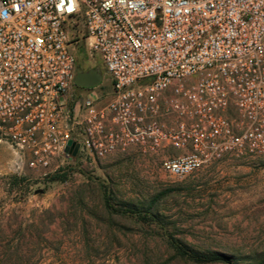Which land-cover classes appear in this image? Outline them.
<instances>
[{"label":"built area","instance_id":"2783aa9c","mask_svg":"<svg viewBox=\"0 0 264 264\" xmlns=\"http://www.w3.org/2000/svg\"><path fill=\"white\" fill-rule=\"evenodd\" d=\"M82 42L107 98L74 82ZM2 140L38 172L135 153L185 178L264 158V0H0Z\"/></svg>","mask_w":264,"mask_h":264},{"label":"rangeland","instance_id":"374dc122","mask_svg":"<svg viewBox=\"0 0 264 264\" xmlns=\"http://www.w3.org/2000/svg\"><path fill=\"white\" fill-rule=\"evenodd\" d=\"M72 51L85 70L102 71L95 91L107 98L100 55L88 59L85 42ZM60 169L32 170L0 141V264H227L196 263L179 244L264 264V158L224 160L185 178L135 153ZM15 178L26 181L11 192Z\"/></svg>","mask_w":264,"mask_h":264},{"label":"trees","instance_id":"16d2710c","mask_svg":"<svg viewBox=\"0 0 264 264\" xmlns=\"http://www.w3.org/2000/svg\"><path fill=\"white\" fill-rule=\"evenodd\" d=\"M61 172H63V169H59L56 173L60 174ZM14 180H17L19 182L16 183V186L14 183H11V192L14 191V189L22 186V184L25 183L26 180L24 179H17L15 178ZM52 181H62V179L58 176H54L53 180ZM20 185V186H19ZM23 188V186H22ZM22 188H20L19 190L20 191H25L26 192V189L28 188H25V190H22ZM108 203V202H106ZM129 213H135V212H132V211H128ZM138 215H141L140 212H137ZM149 214V213H147ZM177 249L179 252H181L182 254L186 255L189 259L193 260L194 262L196 263H208V262H223V263H227V264H231L232 261H231V258H229L227 255H224V254H218V253H211V254H202L196 250H193L187 246H184V245H178L177 246Z\"/></svg>","mask_w":264,"mask_h":264},{"label":"water","instance_id":"95a60500","mask_svg":"<svg viewBox=\"0 0 264 264\" xmlns=\"http://www.w3.org/2000/svg\"><path fill=\"white\" fill-rule=\"evenodd\" d=\"M75 84L79 87L85 88V89H95L101 86L103 82V75L102 71L98 68H91L88 71H84L82 69H78L75 77ZM73 145L71 142L69 146ZM78 146L76 145L73 155L76 156L78 151ZM69 148L67 149V152H69Z\"/></svg>","mask_w":264,"mask_h":264},{"label":"flooded vegetation","instance_id":"af4514ba","mask_svg":"<svg viewBox=\"0 0 264 264\" xmlns=\"http://www.w3.org/2000/svg\"><path fill=\"white\" fill-rule=\"evenodd\" d=\"M79 66H80L81 69H84L83 66H82L81 64H79ZM84 70H85V69H84ZM85 71H87V70H85Z\"/></svg>","mask_w":264,"mask_h":264}]
</instances>
